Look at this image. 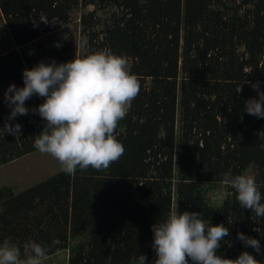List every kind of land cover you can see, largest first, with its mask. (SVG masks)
Masks as SVG:
<instances>
[{
	"label": "trees",
	"instance_id": "1",
	"mask_svg": "<svg viewBox=\"0 0 264 264\" xmlns=\"http://www.w3.org/2000/svg\"><path fill=\"white\" fill-rule=\"evenodd\" d=\"M79 3L114 8L102 28L94 10L82 14L80 41L87 37L86 53L124 55L140 84L116 130L125 151L107 169L60 170L16 193L1 185L0 240L22 250L36 240L47 256L67 250V264H154L151 225L173 210L175 187V209L229 227L218 254L235 259L247 250L264 264L237 239L243 231L264 246V218L241 208L228 185L219 205L205 197L221 173L249 165L264 192V118L243 110L256 96L251 82H264V0H0V13L15 46L24 47L51 23H68ZM35 64L17 48L0 52V126L10 111L4 90L23 86V69ZM41 102L33 96L29 114L16 118L22 135H0V165L36 151L45 121L31 109Z\"/></svg>",
	"mask_w": 264,
	"mask_h": 264
},
{
	"label": "clouds",
	"instance_id": "2",
	"mask_svg": "<svg viewBox=\"0 0 264 264\" xmlns=\"http://www.w3.org/2000/svg\"><path fill=\"white\" fill-rule=\"evenodd\" d=\"M69 29L71 25H66ZM81 45L88 46L86 36ZM60 47V43H55ZM23 86L10 83L3 93V102L10 111L0 126V135H22L15 122L18 116L28 115L26 104L33 96L42 102L31 109L45 121L34 135V148L47 153L61 164V171L73 174L107 169L124 154L123 143L117 138L118 123L124 119L132 101L140 91L137 77L127 58L111 49L95 50L82 56L57 62L55 58L40 60L22 71ZM264 82H251L256 96L244 101L243 110L249 115L264 118ZM242 91V84L236 92ZM242 118V117H241ZM264 138V130L259 131ZM264 150V142L259 143ZM223 182L235 191L241 208L250 209L257 218H264V192L255 176L234 174L231 169L221 173ZM151 247L156 253L154 264H258L249 251H241L235 259L218 254V249L230 235L223 223H206L200 211H169L152 225ZM237 239L264 256L260 239L237 232ZM49 249L30 240L23 250L10 238L0 240V264H42Z\"/></svg>",
	"mask_w": 264,
	"mask_h": 264
},
{
	"label": "rangeland",
	"instance_id": "3",
	"mask_svg": "<svg viewBox=\"0 0 264 264\" xmlns=\"http://www.w3.org/2000/svg\"><path fill=\"white\" fill-rule=\"evenodd\" d=\"M79 2L81 0H78ZM94 10L96 17L101 21L100 28L107 22L114 8L96 9L94 5L82 6L80 3L70 13L69 22L63 25L51 23V32L42 34L41 37L24 47L15 46L10 36L4 28V20L0 13V52L7 49L17 48L20 52L27 53L30 59L38 63L40 60H50L59 56V59L68 60L75 56L86 54V49L80 43V28L78 26L80 16L88 11ZM3 25V26H2ZM66 25H71L69 29ZM3 27V28H2ZM59 42L60 47L55 43ZM58 62V61H57ZM178 114V113H177ZM179 122L177 121V126ZM61 170L60 162L47 153L38 150L24 154L7 163L0 165V186H10L16 193L28 186H31ZM255 168L249 165L244 174L254 175ZM205 197L208 203L219 205L228 192V187L224 182H215L205 186ZM175 187H173V209H175ZM68 251L62 250L53 255H48L42 264H67ZM133 264H142L141 259H137Z\"/></svg>",
	"mask_w": 264,
	"mask_h": 264
}]
</instances>
